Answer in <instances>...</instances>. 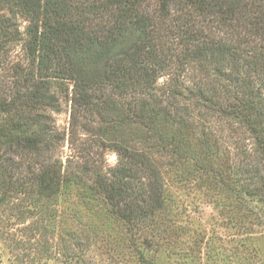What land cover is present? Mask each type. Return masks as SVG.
<instances>
[{
  "label": "trees",
  "instance_id": "trees-1",
  "mask_svg": "<svg viewBox=\"0 0 264 264\" xmlns=\"http://www.w3.org/2000/svg\"><path fill=\"white\" fill-rule=\"evenodd\" d=\"M211 116L239 140L230 165ZM163 155L208 160L239 200H264V0H0V203L55 218L63 190L83 188L150 229L148 248L170 244Z\"/></svg>",
  "mask_w": 264,
  "mask_h": 264
},
{
  "label": "rangeland",
  "instance_id": "rangeland-1",
  "mask_svg": "<svg viewBox=\"0 0 264 264\" xmlns=\"http://www.w3.org/2000/svg\"><path fill=\"white\" fill-rule=\"evenodd\" d=\"M53 117L67 131V103ZM207 121L222 141L216 163L230 165L239 140L227 133L225 120ZM60 153L73 155L68 141ZM105 157L110 165L116 161L114 152ZM158 160L170 196L169 214L158 224L170 244L160 239L148 248L150 229L127 230L97 197L72 187L51 207L55 218L37 214L25 197L0 203V264H264V200H239L232 183L206 174L208 160L201 159L202 167L188 160L168 165L164 155Z\"/></svg>",
  "mask_w": 264,
  "mask_h": 264
}]
</instances>
